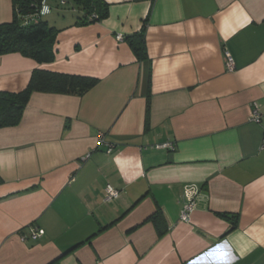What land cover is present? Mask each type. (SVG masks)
Here are the masks:
<instances>
[{
  "label": "crops",
  "instance_id": "obj_1",
  "mask_svg": "<svg viewBox=\"0 0 264 264\" xmlns=\"http://www.w3.org/2000/svg\"><path fill=\"white\" fill-rule=\"evenodd\" d=\"M104 1L106 19L79 25L74 3L47 0L53 63L0 56L4 92L36 69L99 79L34 93L0 129V264H264V0ZM144 25L139 61L127 38Z\"/></svg>",
  "mask_w": 264,
  "mask_h": 264
},
{
  "label": "trees",
  "instance_id": "obj_2",
  "mask_svg": "<svg viewBox=\"0 0 264 264\" xmlns=\"http://www.w3.org/2000/svg\"><path fill=\"white\" fill-rule=\"evenodd\" d=\"M83 12L79 25L102 21L109 16L110 5L104 0H72ZM42 0H13L12 22L0 24V56L18 53L50 64L56 60L55 44L59 30L40 14ZM145 26L127 38L139 61L149 60ZM99 83V79L36 69L26 89L19 93L0 91V129L20 124L34 93L66 94L82 97ZM149 112V108H148ZM147 112V113H148ZM157 217H153V220Z\"/></svg>",
  "mask_w": 264,
  "mask_h": 264
},
{
  "label": "built area",
  "instance_id": "obj_3",
  "mask_svg": "<svg viewBox=\"0 0 264 264\" xmlns=\"http://www.w3.org/2000/svg\"><path fill=\"white\" fill-rule=\"evenodd\" d=\"M50 13V9L47 6V0H42L41 3V8H40V14L41 15H47ZM117 40L122 41L123 37L122 35H117ZM226 66H227V70L228 71H233L235 69V64H234V60L233 58L230 56L229 53H226ZM262 120V115L258 109V107L255 105L253 108V112L251 115V121L254 123H260ZM156 149L159 150H175V146L172 143H165V144H161V145H157ZM263 149H264V143H263ZM114 151V147L113 145H110L107 153L111 154ZM119 196V192L114 189L112 186H107L106 188V197L108 200H113L118 198ZM186 198H187V204L185 205L182 213H181V221L183 222H189L191 219V215L194 212L195 208H196V201H195V196H194V192L190 191V190H186V194H185ZM43 233L40 230H34V232L32 233V237L34 239H38L40 237H42Z\"/></svg>",
  "mask_w": 264,
  "mask_h": 264
},
{
  "label": "rangeland",
  "instance_id": "obj_4",
  "mask_svg": "<svg viewBox=\"0 0 264 264\" xmlns=\"http://www.w3.org/2000/svg\"><path fill=\"white\" fill-rule=\"evenodd\" d=\"M61 1V0H60ZM67 2V8L69 9L71 7V4L73 3L72 0H64Z\"/></svg>",
  "mask_w": 264,
  "mask_h": 264
}]
</instances>
